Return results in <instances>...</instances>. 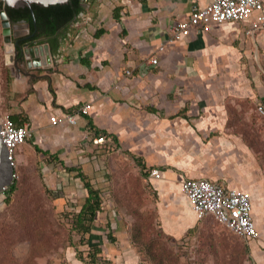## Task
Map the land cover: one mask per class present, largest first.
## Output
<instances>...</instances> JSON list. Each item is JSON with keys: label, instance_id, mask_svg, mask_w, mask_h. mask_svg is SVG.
<instances>
[{"label": "crops", "instance_id": "crops-1", "mask_svg": "<svg viewBox=\"0 0 264 264\" xmlns=\"http://www.w3.org/2000/svg\"><path fill=\"white\" fill-rule=\"evenodd\" d=\"M208 2L95 0L92 23L87 13L88 21L69 26L73 32L58 33L56 54L43 39L30 45V59L40 65L31 66L30 75L14 69L13 91L22 96L3 116L22 117L30 131L39 130L45 138L34 145L39 149L60 159L76 157L77 172L88 134L115 137L119 149L157 171L146 178L160 194L163 228L170 234L191 228L198 218L182 193L183 179L206 178L248 192L258 233L248 243L264 264V179L243 133L234 131L235 118H249L243 103L264 109V29L247 35L249 22L228 21L166 44L170 26L192 6ZM152 56L157 66L139 76L137 66ZM24 83L30 84L27 92L19 90ZM87 103L88 114L69 124L66 114ZM15 155L23 156L17 150ZM56 188L62 193L61 185Z\"/></svg>", "mask_w": 264, "mask_h": 264}, {"label": "rangeland", "instance_id": "rangeland-1", "mask_svg": "<svg viewBox=\"0 0 264 264\" xmlns=\"http://www.w3.org/2000/svg\"><path fill=\"white\" fill-rule=\"evenodd\" d=\"M88 4V12L79 17L78 27L94 19L91 7L96 8V4L94 0ZM87 13L90 19L85 20ZM1 31L0 23V116L11 112L18 102L16 98L22 96L13 91L16 71L5 63ZM28 85H19V90L25 88L27 92ZM242 111L249 118H235L234 131L243 133L264 179V111L259 112L258 106L249 102L242 104ZM92 135L93 132L87 135L80 170L105 196L90 237L91 244H101L102 258L111 264H155L153 256L164 264H258L254 244L238 238L212 217L196 218L194 225L181 233L167 232L163 228L160 194L143 170L111 139L95 144ZM44 142L39 130L31 131L26 143L17 149L23 156L16 160L15 190L0 212V264H90L86 262L87 244L78 246L84 261L77 259L75 247L70 246L69 224L62 215L64 206L67 212L78 210L74 205L81 204L86 196L78 172L66 170L75 168L73 164H79L78 160L61 154L64 168L52 159L46 161L47 157L44 159L34 149V145ZM58 184L62 188L60 195L55 192ZM135 228L138 236L130 242L127 236L135 234ZM108 233L116 238L114 243L105 238ZM148 249L153 256L147 254Z\"/></svg>", "mask_w": 264, "mask_h": 264}, {"label": "built area", "instance_id": "built-area-1", "mask_svg": "<svg viewBox=\"0 0 264 264\" xmlns=\"http://www.w3.org/2000/svg\"><path fill=\"white\" fill-rule=\"evenodd\" d=\"M83 13H81L82 15ZM82 19V18H81ZM249 22L247 35H253L256 30L264 29V1L263 0H209L205 6L194 5L188 16L174 22L169 30L166 44L182 40L194 29L209 31L214 24L223 22ZM161 44L158 50H163ZM158 63L157 57H150L139 63L137 74L144 76L153 70ZM131 76L132 72L126 70ZM89 103L78 107L74 113L65 116L69 124L75 125L80 116L88 114ZM262 112V106H258ZM0 134L3 143L9 150V159L13 168L12 182L0 189V212L6 204V195L9 187L17 178L15 153L19 146L26 143L31 131L26 125H16L8 116H0ZM109 141L105 136L93 139L95 144ZM152 170L150 173H156ZM181 190L190 204L192 211L199 218L212 217L238 238L248 242L257 238V230L252 214V202L248 192L227 187L222 183L213 182L206 178H185L181 181Z\"/></svg>", "mask_w": 264, "mask_h": 264}, {"label": "trees", "instance_id": "trees-1", "mask_svg": "<svg viewBox=\"0 0 264 264\" xmlns=\"http://www.w3.org/2000/svg\"><path fill=\"white\" fill-rule=\"evenodd\" d=\"M95 1V0H94ZM89 3V0L88 2ZM2 4L0 3V6ZM7 14L11 21L16 22L19 19L26 20L29 25L31 31H34L36 28L37 32L34 38L39 36H44L45 41L49 44L51 53L56 54L57 48L59 47L58 43V30L61 28H64V32H73L75 30L74 27L69 28V24L71 22H77L80 21V18L77 16L80 13H85V8L81 5L80 0H70L66 4H57V5H49L47 7H39L37 5H32V13L34 16V21L32 18L31 10L28 7H20L17 9H11L6 8ZM112 17L114 20L119 19V9L116 8L113 10ZM103 31H99L97 35L102 34ZM16 125H23L25 119L22 117L17 120L14 116H8ZM95 138L100 136H105L107 139H111L112 143H114L118 148V142L115 137L109 136L106 132H100L95 131L94 135ZM34 149L37 153L42 155L44 159L46 158V161H50L52 159L53 161H57L60 163V165L64 168L63 162L61 159L54 154H50L48 152H45L41 149H39L37 146H34ZM127 153V152H125ZM131 155V154H130ZM16 157V155H15ZM133 160L138 164V166L143 170L144 174L147 176L148 173L151 171L148 169L144 162H141V158L135 157L131 155ZM17 160V159H16ZM66 170H74L73 168H67ZM78 177L82 181L84 188L86 190V196L84 197V200L79 205H74L75 208L77 207L78 210L75 211H69L67 212V207L64 206L62 215L67 220V223L69 224L68 230L70 233V246L75 247L76 249V257L80 261H84L83 253L78 250V246L80 245H89V250L87 252V260L86 262L90 264H111V262L105 258H102L103 248L101 245L98 244H91L90 243V237H91V228L92 224L95 220V217L97 213L102 211V206L104 203V194L99 189L95 188L90 180L87 178L85 174H83L82 171H78ZM15 190V183H13L7 192L6 195V203L10 200L11 194ZM60 189L55 188L56 194L60 195L59 193ZM48 193L51 194V190L48 189ZM57 197V196H56ZM59 197V196H58ZM107 227H111L110 223H107ZM130 236V233L128 234L127 238L131 242L136 238V234L138 233V229L135 228L133 230V233ZM102 236L99 237V241L102 240ZM105 238L109 243H114L116 241V238L112 236L111 234H106ZM148 248V247H147ZM149 252V253H148ZM147 254L150 256H153L154 254L151 252L150 249L147 250ZM153 261L155 264H164V262L161 259H158L157 257L153 256Z\"/></svg>", "mask_w": 264, "mask_h": 264}, {"label": "water", "instance_id": "water-1", "mask_svg": "<svg viewBox=\"0 0 264 264\" xmlns=\"http://www.w3.org/2000/svg\"><path fill=\"white\" fill-rule=\"evenodd\" d=\"M70 0H0L2 6L0 7V23L2 28L3 47L5 55V63L9 66H13L15 70L22 72L25 75H30L28 69L37 67L40 65L39 62H32V48L30 45L35 42L31 41L30 35H21V29L28 27L27 24L21 25L13 23L6 11L7 7L17 9L20 7H28L31 10L32 18V5L39 7H47L49 5L66 4ZM35 22V21H34ZM24 42V43H23ZM48 49V45H46ZM20 62L24 63L27 70L22 69ZM1 129V125H0ZM13 168L9 159V150L3 143L0 134V189L1 187L8 186L12 182Z\"/></svg>", "mask_w": 264, "mask_h": 264}, {"label": "flooded vegetation", "instance_id": "flooded-vegetation-1", "mask_svg": "<svg viewBox=\"0 0 264 264\" xmlns=\"http://www.w3.org/2000/svg\"><path fill=\"white\" fill-rule=\"evenodd\" d=\"M80 1H81V5H82L84 8H86L87 5H88V3H87L88 0H80ZM7 8H10V7H7ZM11 9H13V8H11ZM80 16H81V13H80L77 17L79 18ZM12 22H13V21H12ZM78 22H79V21H77L76 23H78ZM13 23H18V24H21V25L27 24L28 27H27V34H26V35H30V34H32V37L30 38L31 41H34V40H40V39L46 40L44 36H39V37L34 38V36L36 35L37 30H36V28H35L34 31H31V29H30V25H29V23H28L26 20H24V19H19V20H17L16 22H13ZM73 23H74V22H71V23L69 24V26H72ZM74 24H75V23H74ZM64 28H65V27H64ZM64 28H61L60 30H58V33L64 31Z\"/></svg>", "mask_w": 264, "mask_h": 264}]
</instances>
